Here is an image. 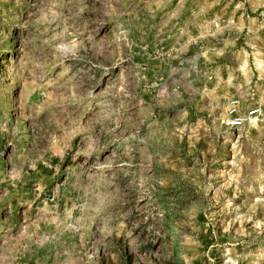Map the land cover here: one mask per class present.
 <instances>
[{"label":"rangeland","instance_id":"1","mask_svg":"<svg viewBox=\"0 0 264 264\" xmlns=\"http://www.w3.org/2000/svg\"><path fill=\"white\" fill-rule=\"evenodd\" d=\"M259 1L262 9L251 11ZM264 0H0V264H264Z\"/></svg>","mask_w":264,"mask_h":264},{"label":"built area","instance_id":"2","mask_svg":"<svg viewBox=\"0 0 264 264\" xmlns=\"http://www.w3.org/2000/svg\"><path fill=\"white\" fill-rule=\"evenodd\" d=\"M254 118L264 119V109L262 107H251L244 110L239 99L233 98L227 106L225 124L229 129L239 130Z\"/></svg>","mask_w":264,"mask_h":264},{"label":"crops","instance_id":"3","mask_svg":"<svg viewBox=\"0 0 264 264\" xmlns=\"http://www.w3.org/2000/svg\"><path fill=\"white\" fill-rule=\"evenodd\" d=\"M260 9H262V4L259 1L253 3L250 7V10L254 12ZM249 32L252 36L250 46L253 47V49L250 50V59L264 62V27L260 25L254 29L250 23Z\"/></svg>","mask_w":264,"mask_h":264}]
</instances>
